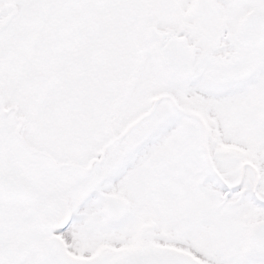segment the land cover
<instances>
[{
	"label": "snow or ice",
	"instance_id": "obj_1",
	"mask_svg": "<svg viewBox=\"0 0 264 264\" xmlns=\"http://www.w3.org/2000/svg\"><path fill=\"white\" fill-rule=\"evenodd\" d=\"M0 264H264V0H0Z\"/></svg>",
	"mask_w": 264,
	"mask_h": 264
}]
</instances>
